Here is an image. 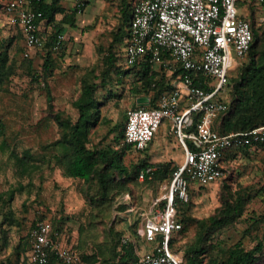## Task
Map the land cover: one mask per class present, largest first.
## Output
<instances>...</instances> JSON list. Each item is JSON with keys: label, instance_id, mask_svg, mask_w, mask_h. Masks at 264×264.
Instances as JSON below:
<instances>
[{"label": "rangeland", "instance_id": "obj_1", "mask_svg": "<svg viewBox=\"0 0 264 264\" xmlns=\"http://www.w3.org/2000/svg\"><path fill=\"white\" fill-rule=\"evenodd\" d=\"M5 1L0 0V6ZM77 1L61 0V5L70 12ZM122 6V0H90L78 22L93 16L92 25L83 26L84 35L71 36L75 42L70 38L71 43H67L69 49H60L52 54L53 66L44 79L39 77L42 74V49L31 51V66L39 76L38 79L30 78L22 66L28 59H22L20 54L23 41L19 28L0 8V51L7 47L8 65L11 66L10 76L0 84V120L5 125L4 136H0V264H30L22 252L23 243L33 225L42 220L61 224L60 239L66 246L72 245L81 257L93 253L99 256L98 261L88 264H100L101 258L111 254L109 250L115 241L109 230L111 208H102L105 211L99 212L104 204L99 200L96 183L66 177L55 163L54 151L48 148V144L62 134L57 121L59 118L71 123L77 119L74 102L85 81L97 85L95 96L97 102L102 103L98 124L90 130L87 146L109 149L123 146L118 135L126 112L135 105V92H131V88L136 79L128 76L117 81L112 69L107 70L109 46L113 35L122 27ZM261 16H264L263 8L253 10L255 26ZM128 18L125 15L123 20ZM68 29L67 32L72 31ZM126 30L124 27L123 32ZM257 32L260 35L261 30ZM259 37L254 57L258 60L262 57L264 63V42ZM124 43V40L115 43L112 50L115 52ZM248 62L246 57L239 59L230 71L228 85L221 96L229 103L235 96V86L245 92L249 88L245 84L240 86L243 82L241 75L247 73L245 66ZM161 130L163 133L166 131L164 127ZM141 156L128 151L123 161L130 165ZM225 167L224 177L219 182L203 188L198 184L190 186L192 193L188 198L189 204L184 208L186 224L174 246L180 258L188 248L198 243L209 217L224 205L227 198L231 202L239 195L244 197L229 225L204 239L207 249L203 254L204 264L220 253L218 249H226L234 243L240 242L245 248H252L264 233V147L260 151L239 153L234 159L225 161ZM139 181L117 197L125 193L131 199L169 196L167 189L158 193L157 185L154 187L153 183ZM90 199L98 201L100 206L91 207ZM173 208L175 213L176 206ZM131 218L133 221L135 216ZM115 227L121 229L123 226L117 222ZM142 246L145 245L139 248ZM77 264L87 263L80 258ZM255 264H264V253Z\"/></svg>", "mask_w": 264, "mask_h": 264}, {"label": "built area", "instance_id": "obj_2", "mask_svg": "<svg viewBox=\"0 0 264 264\" xmlns=\"http://www.w3.org/2000/svg\"><path fill=\"white\" fill-rule=\"evenodd\" d=\"M248 4L264 9V0H138L132 6L119 69L147 62L175 76L176 81L173 88L158 96L156 107L138 106L126 112L124 142L135 151H144L168 120L184 154L168 181V197L155 198L144 209L127 202L129 213L136 214L138 220L135 233L124 234L121 241L145 245L134 264H182L173 242L182 229L173 212L174 199L187 201L189 185L217 183L224 176L222 158L228 149L251 150L264 142V124L226 134L212 128L214 119L227 110L221 95L228 72L235 59L246 57L252 42L244 12ZM79 5L78 0L74 6ZM3 11L23 35L25 57L33 49L44 48L42 13L32 9L31 0H9ZM263 23L261 16L258 24ZM63 40L64 35H58L56 45ZM155 169L145 167L138 179L142 181ZM50 233L49 222L35 223L30 231L29 262L49 264L54 256L64 264H77L79 255Z\"/></svg>", "mask_w": 264, "mask_h": 264}, {"label": "trees", "instance_id": "obj_3", "mask_svg": "<svg viewBox=\"0 0 264 264\" xmlns=\"http://www.w3.org/2000/svg\"><path fill=\"white\" fill-rule=\"evenodd\" d=\"M6 0L0 8L3 10ZM81 5L74 6L70 9V12H66L61 5V0H31V7L35 11L42 13V18L40 21L42 25L45 26V44L44 48L41 50V72L39 76L37 71L33 70L31 63L32 57H25L23 55L25 46L23 42V47L20 49V54L23 58H27L28 61L22 66L28 72L30 78L38 79V76L42 79L46 78L49 74V69L53 66V53H56L62 49L63 41L56 45L57 36L64 35V24L69 26H74L76 17L82 14L86 6L89 4V0H79ZM123 9L120 8L122 12L121 21L122 27L121 31L113 35V40L109 46V55L107 56V61L109 68L112 69L114 75H116L118 81L122 79L125 75L133 74V78L136 79L132 84L131 92L136 94H143L150 98L147 108L156 107V102L158 96L167 90H170L169 86L166 84L164 76L160 79H156L157 75L152 66L147 63H136L128 69L122 71L116 65V54L117 50L114 52V44L123 40V38L128 34L127 30L129 27L130 20L132 18V7L127 3L126 0H122ZM254 4H248L246 11L247 15L245 18L249 21L252 30V42L250 48L246 54V58L249 59L248 64L245 66L246 74L241 75L242 79L240 86H249L248 90L245 92L239 90L238 86L234 87L235 96L231 102L223 101L227 104V110L220 113L213 121L212 128L221 134L231 133V132H246L253 129L259 125L264 124V63L262 57L258 60L254 57V50L258 45V41L261 39L264 42V23L258 24V21L253 22V10L259 9ZM129 14L128 20H123L125 15ZM57 16H61L57 19ZM259 19V18H258ZM50 27L49 31L47 30ZM126 27V33L123 32V28ZM258 30H261L260 35H258ZM20 31V30H19ZM21 39L23 40V35L20 32ZM56 47V48H55ZM8 51L7 47L0 51V84L10 76L11 66L8 65ZM12 61V60H11ZM107 71L104 72V75ZM239 84V83H238ZM239 86V87H240ZM207 88V87H205ZM97 85L90 84L85 81L82 82L81 93L74 102V107L77 110V119L75 122L71 123L69 120L58 119V125L62 134L60 137L48 144V148L54 153L52 154L55 163L61 167L63 174L66 177L73 179H80L84 182L96 183L99 190V200L102 201L100 213L102 210L110 209L112 213V224L110 227V232L113 234L115 239L109 252L111 253L109 257H103L100 259V264H134L137 260L139 245H135L133 242L122 243L121 239L127 230L116 228L117 218L115 212L117 210H123L122 207H114L116 205L117 197L122 191L129 189V186L136 183L138 180V175L145 167L151 165L148 161V156L144 151H135L132 145L124 142V122L121 124L119 131V138L123 141V146L121 148L109 149V148H91L87 146L89 141V132L92 130L99 121V107L101 102H97L95 93ZM49 107H52L49 105ZM134 107H138L134 105ZM133 107V108H134ZM58 117L59 115L56 114ZM5 125L0 120V136H4ZM264 147V142L257 144L252 151H260ZM249 150L247 147H233L228 149L223 156V167L225 174V161L234 159L239 153H245ZM128 151H134L135 153H142L141 158L130 164L126 165L123 161L124 155ZM175 166L172 164L158 165L156 170L147 174L140 183H153L154 187L163 180H169ZM224 177V176H223ZM223 177L220 179L222 180ZM219 180V181H220ZM218 181V182H219ZM192 186V185H191ZM208 186V185H207ZM206 186H200L203 188ZM199 188V189H200ZM158 189V187H157ZM191 187L188 188V198L190 196ZM244 197L239 195L234 201L229 202L228 198L223 201L224 205L217 210L215 214L209 217V222L205 230L201 233L199 241L195 246L188 248L184 257L182 258V264H204L203 254H205L207 249L204 247V239L214 233L217 229L229 225L233 219V213L239 211V204L243 203ZM132 203L137 206H141L143 199L140 197H133ZM188 199L185 202L174 199L176 206L175 217L182 224V229L179 236L173 241L177 243L180 235L184 230L186 223L184 211L185 206L188 205ZM98 201L95 199H90V206L96 207L100 206ZM101 203V202H100ZM114 203V204H113ZM120 206V205H119ZM107 207V208H106ZM105 208V209H102ZM182 210V211H181ZM174 211V208H173ZM114 213V214H113ZM47 221L51 224L52 238H60V227L61 224ZM35 225V224H34ZM33 225V227H34ZM32 227V228H33ZM31 228V229H32ZM130 234L133 235L135 230L129 227ZM31 231V230H30ZM30 231L26 236V240L23 243L22 252L25 254L26 260L29 262V252L31 249ZM67 245V244H66ZM76 253L77 250L70 245ZM175 252L178 249L174 247ZM220 252L217 256L211 257L207 264H255L264 253V233L257 240L252 248H245L242 243L237 242L229 247L218 249ZM19 256V252L17 253ZM79 255V253H77ZM84 263H93L99 260V256L93 253L89 256L79 255ZM49 264H64L54 256L49 260ZM31 264V263H30Z\"/></svg>", "mask_w": 264, "mask_h": 264}, {"label": "crops", "instance_id": "obj_4", "mask_svg": "<svg viewBox=\"0 0 264 264\" xmlns=\"http://www.w3.org/2000/svg\"><path fill=\"white\" fill-rule=\"evenodd\" d=\"M126 1L132 7L133 4L136 1H138V0H126ZM86 8H87V6H86ZM86 8L84 9L83 13L85 12ZM120 8L123 9V6L120 7ZM246 8H247V6L245 7L244 12L247 15ZM80 15L81 14H79L76 17L74 26H69L68 24H64L63 25V27H64V40H63L62 49H66L67 47L69 49V45L68 44L71 43V42H69L70 38H72L71 39L72 42H75V40L71 36H74V35L82 36V35H84V34H82L83 28H84L83 26L89 27V26L92 25L91 21L93 20V16L91 17V19L83 21L82 23H79L78 22V17ZM127 15L129 16V14H127ZM60 18H61V16H57V19H60ZM78 27L80 28V30L77 31ZM44 28H45V26L42 25L41 26V31L44 30ZM49 28L50 27H48V29H47L48 31H49ZM68 28L72 29V31L71 32H67L66 29H68ZM69 29H68V31H69ZM127 32H128V30H127ZM42 34L44 36V35H46V32L42 31ZM68 34H71V35H68ZM124 38H123V40L125 41ZM124 45H125V43H124ZM22 47H23V44H22ZM123 49H124V46L117 49V54H116L117 58H116V62H115L116 65L119 62L118 60L121 58L120 55L122 54ZM80 60H82V59H80ZM236 61H238V60L235 59V63H236ZM234 66L228 72V81H229L230 71L232 69H234ZM152 69L154 70V72L157 75H159L156 79H160V77H162V75H163L164 79L166 81V84L169 86V88H173V86L175 85V81H176V77L175 76H172V77L168 76L165 73V71H163L161 68L156 67V66H152ZM128 76H131L133 78L132 73L128 74V75H125L123 78H126ZM115 77H116V75H115ZM116 80L118 81L117 77H116ZM227 85H228V83H227ZM206 89H209V88L207 87ZM223 94H224V92H223ZM133 97H134V104L137 105V106L147 107V105L149 103V100H150V98L148 96H145L143 94H136L135 93V94H133ZM139 99H145V101L144 102H142V101L138 102ZM162 127L165 128V130H166L165 133L162 132V130H161ZM144 152L147 154L148 161L151 164V165H148V166H154L156 168H157L158 165H163V164H172L173 166H177V165H181L182 162H183V156H184L183 148L180 145V143L177 141V139L174 137V135L172 134L171 124H170V122L168 120L163 121L162 125L159 127V129L155 133L153 139L151 140V142L148 145V147L144 150ZM140 154L142 155V153H140ZM168 181L169 180H163V181H161L158 184V193H161L162 191H164V189H167V191H168ZM129 197H130V195L128 193L127 194L125 193V195L123 194L121 197L118 198L117 203L114 206V207H122V209H123V210H117L118 212H115V216L117 218L118 223L122 224V226H123L122 229L127 230L126 231L127 233H130L129 232V230H130L129 227H132V229H135L136 224H134V223L138 220L136 214L129 213V204H127V202L130 201V203H132V200L130 199L131 197L130 198ZM161 197H163V196H161ZM161 197L156 196V197L144 198L141 206H138V207H141L140 209H144L155 198H161ZM133 205H135V204H133ZM135 206L137 207V205H135ZM129 216H130V218H127ZM132 216H135L133 221L131 220ZM127 233H125V234H127Z\"/></svg>", "mask_w": 264, "mask_h": 264}, {"label": "water", "instance_id": "obj_5", "mask_svg": "<svg viewBox=\"0 0 264 264\" xmlns=\"http://www.w3.org/2000/svg\"><path fill=\"white\" fill-rule=\"evenodd\" d=\"M139 101H140V102H141V101H142V102H144V101H145V99H139V100H138V102H139Z\"/></svg>", "mask_w": 264, "mask_h": 264}]
</instances>
